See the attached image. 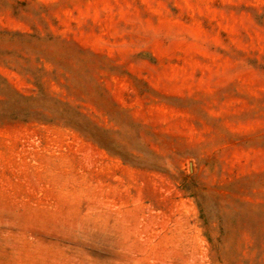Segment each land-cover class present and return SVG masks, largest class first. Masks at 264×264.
<instances>
[{
  "label": "rangeland",
  "instance_id": "obj_1",
  "mask_svg": "<svg viewBox=\"0 0 264 264\" xmlns=\"http://www.w3.org/2000/svg\"><path fill=\"white\" fill-rule=\"evenodd\" d=\"M0 264H264V0H0Z\"/></svg>",
  "mask_w": 264,
  "mask_h": 264
}]
</instances>
